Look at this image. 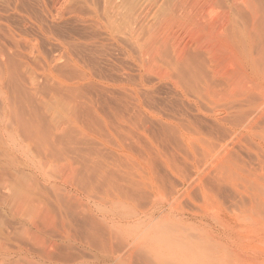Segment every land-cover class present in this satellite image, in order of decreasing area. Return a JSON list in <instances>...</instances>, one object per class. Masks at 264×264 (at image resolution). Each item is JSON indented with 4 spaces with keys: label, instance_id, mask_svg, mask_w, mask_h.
Returning a JSON list of instances; mask_svg holds the SVG:
<instances>
[{
    "label": "bare ground",
    "instance_id": "bare-ground-1",
    "mask_svg": "<svg viewBox=\"0 0 264 264\" xmlns=\"http://www.w3.org/2000/svg\"><path fill=\"white\" fill-rule=\"evenodd\" d=\"M221 2L225 5L224 11L210 19L188 16L182 0L172 6L186 21L194 18L203 38L193 41L198 50L195 53L186 52V44L174 47L168 62L177 75L175 81L178 78V83L199 102V105L193 104L200 114L181 113L168 121L155 114L153 128L149 126L148 108L151 110V107L148 100L146 105L144 93H140L144 89L139 92L141 85L140 89L136 85L137 90L131 87L133 80L127 75L123 80L125 86L121 84L122 91L117 95L112 89L107 92L111 82H118L117 78L110 79L111 70L107 76V66L104 65L106 70L101 69L102 64L91 66L95 71L99 67L102 70L96 72L101 73L97 75L103 85H97V79L94 82V77L87 72L94 71L86 70L88 62L95 64L97 56L100 58L104 53L107 44L103 47L102 39L100 44L94 40L95 44L91 45V42L87 44L88 40L79 39L86 42L81 45L77 40L81 46L72 41L75 38L57 37L58 40L53 36L54 30L49 32L46 22L48 30L44 27L42 18L44 26L37 25L40 30L37 33L41 32L46 39L51 36L61 47L59 57L64 59V64H69L68 67L59 65L60 69L67 67V74L62 67L63 75L75 74L73 79L63 77L57 74L59 68L53 66L55 72L51 68L45 70L48 73L45 77L51 81L48 85L36 80L26 60L21 61L23 65L18 60V50L19 53L24 50L16 47L18 50L14 53L13 47V54L9 52L11 49L0 48V264H207L205 257L215 251L210 244L221 243L226 234L212 229L213 238L205 237L210 241V246H206L209 255L202 249L204 256L199 253L200 249L194 248L204 239L200 241L201 237L186 233L190 226L201 231L211 229L207 216L185 212L165 214L163 206L155 202L161 194L159 185L151 181L148 173L120 165L114 155L104 158L94 152L87 157L79 146L85 138L104 144L112 139L117 151L123 150L128 156L138 151L132 153L134 138L146 140L152 129L162 139H175L187 154L193 155L197 148L204 156L216 153V141L220 147L228 137L232 144L233 138L240 136L247 137V142L264 152V135L258 133L256 139L247 134L249 129L254 132L257 122H264V112L254 103V98L260 99L264 91L260 85L264 83V30L260 28L264 23L256 16L248 21L236 6L230 7L225 0ZM105 4L109 12H114L111 0H105ZM169 13L174 15L172 11ZM35 17L34 22L38 21ZM126 27L123 31L116 20L106 17L104 28L109 42L121 47L126 58L136 56L142 63L144 57L150 56L152 47L147 48L145 38L143 41L139 38L141 30H134L130 24ZM29 44L24 49L30 53L41 50L37 49L39 43ZM224 58L233 61L239 70L228 75L225 71L220 73V61ZM202 107H206L205 112ZM121 126L133 131L122 130L128 140L132 139L129 148L117 140L124 139L120 132L119 138L114 137V131L119 128L120 131ZM137 146L143 148L141 143ZM226 150L218 157L203 159H211L215 170L211 175L198 168L203 162L198 164L200 161L194 156L189 161L194 173L197 168L200 170L193 184L207 198L224 194L222 185L233 180L228 171L230 162L237 161L231 156L237 158L238 154ZM190 180L191 177L182 179L181 187L176 186L170 194L184 195ZM246 181L259 183L256 178ZM90 196L96 201L87 200Z\"/></svg>",
    "mask_w": 264,
    "mask_h": 264
},
{
    "label": "rangeland",
    "instance_id": "rangeland-1",
    "mask_svg": "<svg viewBox=\"0 0 264 264\" xmlns=\"http://www.w3.org/2000/svg\"><path fill=\"white\" fill-rule=\"evenodd\" d=\"M78 1L79 0H0V48H8L6 50L11 49V51L9 50L11 53H16L18 50L17 48H19L20 51L21 49L24 50V53H22L23 51L19 53L18 50V60H20V62L22 60H26L27 64H29L31 67L30 69L28 67L30 73L35 76L39 83L41 81L43 84H50L51 81L49 78H46L48 77L46 76L48 73L45 70L50 68L52 69L54 68L53 66H55V69L59 68V71L62 69V67L65 68L63 69V72H66V68L69 64H64V59L62 60V58H60L61 47L55 40H53L54 38L51 39L52 37L49 36V38H51L46 39L45 36L43 37V35H41V32L37 33V31H40L39 26L42 23L41 19L43 18L44 25L47 23L49 26V32L54 30L53 32L56 33L53 35L52 32V35L55 36V38L58 37L60 40L63 38L67 40L70 37V40L72 38L76 39L75 41L74 39L72 40L76 44H85L86 42L84 43L82 40H79L83 39L84 41L88 40L87 44L88 42H91L90 45L95 44L94 42L96 41L100 44V40L102 39L101 44H103V47L105 46L104 44H107L106 46H108V49L105 46L106 49H104V47V51L102 50L105 54L103 52V54H100L101 57L103 56V59L101 57L98 58L97 56L96 63L89 64L90 62H88L87 65L90 67L87 66L88 68L86 67V70H89V68H92L93 66L95 67L99 64H102V67L100 65L99 66L103 70H106L105 66H107V76H109V70L112 71L110 72L113 74L110 75H114V77L111 78V76H109L110 79L117 78L116 80L118 82L119 80H122V83L109 82L110 84L107 86V90H109L107 92L109 93L112 91L113 93L116 92V94L121 93V87L125 84L123 83V80L127 75H129L131 80H133L131 87L136 89V85L138 88L141 85L139 92L144 89V92L140 93H142L141 95H143V93L144 95L147 93L145 96L143 95V99H146V105L148 100V106L151 107V110L148 108L151 116L149 118V121L151 122L149 125L150 128H153L151 126L153 125L152 122L155 124L154 118H152V115L155 114L157 116L161 115V117H163L166 121L179 117L181 113H188L190 116L194 114H200L197 113L193 104V102H195L199 105V102H197L194 96L188 93L185 88L178 83V78L177 81H175L177 75L174 71H171L168 66V62L172 59V50L174 47H177V45L186 44V52L195 53L198 51H196V48H194L193 41L202 40L203 38H201V31L197 25H195L193 19H210L220 16L224 11L223 8L225 6L221 0H182L184 1V11L189 12L188 16H195L189 21H186L185 18L178 16L176 14L177 12L173 10L172 6L176 4V1L178 2L180 0H111L115 7V13H111L107 10L105 7V0H85L84 2L82 0H80V2ZM225 2L229 4L230 7L236 6L241 14L245 15L244 18H247V20H250L252 17L256 16L262 21V23H264L263 0H225ZM170 11H172L174 15H169ZM33 14L38 16H36L37 18L35 16L34 17L36 20H38L36 22H39V24L34 22L35 20L33 19ZM60 14L64 17L60 16ZM40 16L42 17L40 18ZM56 16L58 18H56ZM106 17L111 20H116V23H118L121 30L123 31L128 28L126 27L128 24H130V27L134 28V30H141L140 33H142V35L140 34V37L138 34L139 38H141V40L142 38L143 40L145 38L148 43L146 44L147 48L149 45H151L149 48L152 47L150 56L144 57L142 63L138 61L136 56H134L135 58L133 57L134 60L136 59L135 61H133L132 58H126V56H124L125 54L123 53L124 51L121 50L122 48L112 44L109 42L110 40L107 39L109 37L107 30L104 28L106 25ZM124 18L127 20V22ZM47 24L43 26L46 27ZM91 27H93V29ZM96 27L98 28L94 29ZM260 28L261 31L264 30V26H260ZM99 33L100 35H98ZM33 37L38 41L40 46H37L38 43L34 42L36 40H33ZM90 38H93L91 39L92 41L89 40ZM27 40L33 45L39 47L37 49L40 50L41 48V50L38 51L40 57L38 56L37 51H34V54H32L28 49H24L28 48L27 44L30 45L29 42L25 43ZM77 40L80 42L77 43ZM262 45H264V39ZM13 47L15 48V51H13ZM107 51L110 55L108 53L106 55ZM20 54H23V56ZM108 62L111 65L115 64L116 62L118 67L114 65L111 66ZM220 62V73L225 71L226 75H228L239 70V67L234 65L233 61L231 62L230 60H226L224 58ZM61 63L67 65V67L61 66L60 69L59 65ZM69 67L72 68L71 65ZM25 68L26 67H24V70L28 72V70ZM101 69H99V71H102ZM52 71L55 72L54 69H52ZM59 71L57 74L63 75L62 70L60 73ZM94 71L90 69L87 72L91 74L92 77H94V82L97 79L95 82L97 85H103L100 81L101 78L98 77V75L101 76V73L98 74L99 71L98 73L95 71L96 74H93L92 72ZM67 73L68 72H66V74ZM66 74H64L63 77H67L68 75ZM73 75L71 74L69 76L73 79L75 74ZM219 75L220 74H218V76ZM44 77L49 79V81L45 80ZM139 80H141V83ZM114 84L116 85L114 86ZM132 84H135V86ZM260 85L262 86L261 88L264 89V83ZM118 87L119 90L117 91L116 89ZM110 89H112V91H110ZM254 103L257 104L256 108L258 110H262L264 112V91L262 92L260 99L258 97L254 98ZM204 108L206 107H202V110ZM151 111L154 113L151 114ZM205 111L206 110H203V112ZM263 126V121L257 122L256 126L254 127V132L250 131L249 129V133L247 134H251L257 139L258 133L261 136L264 135ZM126 127L127 126L122 128L121 126L122 129L120 131H118L120 128L117 131L115 130L118 133L115 134L114 131V137L119 138L117 135H119L120 132V135L122 136L121 138L124 139L117 140L121 144L123 143L125 147L128 146L127 148H129L130 144L134 142V145H131L132 148L135 146V149H132V153L136 150H138L136 151L138 153L134 152V154L126 156L123 150L117 151L118 147L115 146V143L113 145L112 142L114 141L112 139H110L112 141L109 140V143L104 144L101 141H92L88 138H85L81 142L79 146V150H81L80 152L87 154V157L89 154L94 152H97L98 155L102 154L104 158L114 155V159L120 165L134 167L135 169L148 173L151 181L156 185H159L161 194L159 195L160 197L157 196L156 198H158L160 202L158 199L157 201L155 200V202L156 205L163 206L162 209L165 214L169 212H185L188 214H196V216H207L206 221L210 223L211 229L206 228L201 231L198 228H193L192 226H190L189 229H186V233L201 237L200 241H203L204 239L203 243L198 242V244H196L194 247L195 249L197 247L196 250L200 249L199 253L202 252L204 255V251H202V249H204L205 253L207 254L208 251H206V246L211 245V247L215 249L212 255H209V253L207 254L209 255L208 257L206 254L204 255L206 256V259L204 260L205 263L264 264L263 151L254 146L253 143L247 142V137L244 139L242 136H240L239 139L233 138L232 144H230V140L232 139L228 137L226 143L222 144L223 146L219 145L220 147H218V141H216V153L204 156L197 148V151L192 155L185 153L181 144H178L175 139H162L159 136H156L152 132V129H149L148 138L146 140H143L140 137L141 139L134 138L135 141L133 140V142H131L132 139L130 136L132 134H130V139L128 140L125 137L128 135L122 131L127 129ZM130 129L128 130L129 133L133 132L132 129ZM122 132H124V134ZM99 142L101 144H98ZM140 143L143 145V148L137 146ZM226 145L231 152L237 151L238 154L237 158L231 156L232 158L237 159V161L230 162L229 168H231V170L228 171L232 174L233 180H230V182L222 185L223 190L225 191L224 194L218 196L213 194L207 198L205 195L200 194V189L197 184H193V180L195 179L196 175L199 174L200 170H203L204 172L208 171L207 173L210 175L215 173V170H212V166L210 164L211 159L209 158L206 161H203V159L209 156H220L223 152L227 151V148H224ZM116 152L117 154L115 155ZM192 156H194L195 160L200 161L198 164L203 162L198 167L200 170L197 168L195 173L193 172L192 165L189 162ZM187 177H191V180L189 181L190 186H188L189 188L187 192L184 195L180 194V192L175 195H172V193L170 194V191L172 190L173 192V189L176 186L180 188V181ZM245 178L247 180L256 178L259 180V183L257 185L252 183L249 184ZM87 200L96 201V198L90 196L87 198ZM212 229L220 231L223 233V235L226 234L223 237L224 239L220 241L221 243L214 245L212 242V244H210V241L205 239V237L213 238L211 235V232H213Z\"/></svg>",
    "mask_w": 264,
    "mask_h": 264
}]
</instances>
